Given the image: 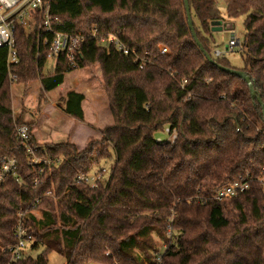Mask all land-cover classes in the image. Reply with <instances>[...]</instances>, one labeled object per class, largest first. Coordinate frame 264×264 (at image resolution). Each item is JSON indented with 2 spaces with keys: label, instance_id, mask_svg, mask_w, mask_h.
<instances>
[{
  "label": "trees",
  "instance_id": "16d2710c",
  "mask_svg": "<svg viewBox=\"0 0 264 264\" xmlns=\"http://www.w3.org/2000/svg\"><path fill=\"white\" fill-rule=\"evenodd\" d=\"M188 4L203 51L184 0H50L53 30L84 41L75 67L61 54L46 73L48 51L38 50L37 27L28 32L15 25L18 63L8 68L0 54V158L17 159L23 183H0V264H47L51 253L66 264H264V190L258 182L264 177V0ZM221 4L228 19L245 18L241 69L212 55L213 33L224 19ZM109 36L130 53L117 51ZM161 48L169 52L161 55ZM220 66L245 72L261 103L243 79ZM84 68L101 73L111 124L82 150L69 142L41 145L31 135V144L45 150L37 157L53 165H30L16 130L31 126L23 121L24 100L14 115L13 87L26 90L38 81L50 93ZM84 101L71 91L57 107L83 121ZM166 128L176 131L174 143L157 141ZM101 162L109 173L94 188L76 181ZM247 174L253 179L248 192L214 200L218 189ZM37 200L43 218L24 219L32 241L44 247L41 261H12L3 249L17 243L18 213Z\"/></svg>",
  "mask_w": 264,
  "mask_h": 264
},
{
  "label": "built area",
  "instance_id": "2783aa9c",
  "mask_svg": "<svg viewBox=\"0 0 264 264\" xmlns=\"http://www.w3.org/2000/svg\"><path fill=\"white\" fill-rule=\"evenodd\" d=\"M50 0H0V54L4 52L6 65L10 68L16 65L19 61L17 50L15 48L14 32L15 25L19 24L23 26L27 31H34L37 27L38 32V50L39 46L45 47L48 51L47 59L54 60L55 64L60 58L61 54H65L72 66L75 67L76 56L81 58L80 47L84 41L82 35L70 36L63 33H57L52 28V23H56L57 19L50 17L49 15ZM40 10V22H36V11ZM52 36L51 39L47 35ZM108 42L113 44L117 51L128 55L129 50L114 36L108 37ZM239 39L235 33L232 32L231 38L228 42V49L233 51L236 46H239ZM167 48H161L160 54H167ZM215 57H222L223 54L219 50L214 53ZM37 59H39L37 57ZM13 79H15L13 77ZM164 133L167 135L166 139L162 137L157 138L158 142L163 140L174 143L177 134L175 130L166 128ZM17 139L23 144L24 150L30 159V165L32 166H50L53 165L49 158H39L37 154L42 150L38 146L31 144V135L27 125H22L16 130ZM42 171V170H41ZM101 174L90 173L88 175L79 176L76 181L87 184L94 188L97 181L100 179ZM12 178L16 183L22 184L23 181L19 175L18 161L15 158L3 157L0 158V183H3L7 179ZM252 177L247 174L245 177H239L236 180L224 185L215 192L214 200L220 203H224L233 198L240 196L248 192L251 188ZM258 182L262 185L264 190V177L258 178ZM37 183V182H36ZM48 192L46 195H49ZM35 204L31 206L29 210L24 213H18V222L14 228V236L17 243L10 247L4 248L3 251H8L11 255L12 261L25 259V250L31 244L32 236L28 233L27 225L24 216H32L34 220L39 221L43 218L42 211Z\"/></svg>",
  "mask_w": 264,
  "mask_h": 264
},
{
  "label": "rangeland",
  "instance_id": "374dc122",
  "mask_svg": "<svg viewBox=\"0 0 264 264\" xmlns=\"http://www.w3.org/2000/svg\"><path fill=\"white\" fill-rule=\"evenodd\" d=\"M220 13L224 19L223 23L217 25L214 30L213 34L216 46L212 55L214 56L215 51L219 50L223 54L222 57L229 60L234 68L241 69L243 67V62L240 55V46H236L233 51H230L228 49V42L233 32L239 39V42L242 43L245 34V18L239 17L234 20L228 19L226 17L224 4L220 5ZM54 66L55 61L48 60L44 68V73L53 69ZM101 81V73L98 69L91 72L90 69L84 68L76 72H71L70 76H67V80L52 94L43 92L38 81L30 83L26 90H24L23 86H14V115H17L21 111L22 101L24 100L26 112L23 116V121L34 122L31 131L35 139L39 140L37 142L43 144L42 141H49L51 142L50 144H56L68 141L69 143L74 144L78 150H82L85 148L89 138L100 137V131L111 123L108 99L101 86ZM70 90L83 93L86 96L83 121L65 116L55 104ZM97 118H99L100 121H97ZM95 121H97V124L99 123L102 125L101 129L98 131L95 129L97 125H95V127L92 125ZM80 126H83L85 130L93 128L92 130L95 131V135L89 137H87V135H82V133L78 132ZM92 130H89V132L91 133ZM159 136L163 139L167 138L165 133L159 134ZM99 165L101 166L94 169L93 173L102 174V176L106 177L109 173V164L101 162ZM99 170L101 172H99ZM156 241L158 242L157 239ZM158 246L160 252H164L165 247H163L160 242H158ZM43 250L44 247L32 242L25 250V256L32 257L37 262H40ZM47 264H66V260L57 253H51L48 255Z\"/></svg>",
  "mask_w": 264,
  "mask_h": 264
},
{
  "label": "water",
  "instance_id": "95a60500",
  "mask_svg": "<svg viewBox=\"0 0 264 264\" xmlns=\"http://www.w3.org/2000/svg\"><path fill=\"white\" fill-rule=\"evenodd\" d=\"M184 1H185V8H186V13H187L189 28H190V30L192 32V35H193V37H194L197 45L203 51V48H202L200 42L198 41L197 36H196V33L194 31V27H193V22H192V19H191V13H190V8H189L188 0H184ZM205 56H206V58H207L208 61L214 63V61H213V59L211 58L210 55H208L207 53H205ZM220 69L222 71L226 72V73H229L231 75H234L236 77H239V78L243 79L249 85V89H250V93H251L252 98H254V99L257 98L258 102L261 103L260 98L257 97V95H256V91L253 88V85L251 83V80H250L249 76L245 72H243L241 70H235V69L225 68V67H221V66H220ZM262 109H263V113H264V106L262 107Z\"/></svg>",
  "mask_w": 264,
  "mask_h": 264
},
{
  "label": "crops",
  "instance_id": "0c3cea01",
  "mask_svg": "<svg viewBox=\"0 0 264 264\" xmlns=\"http://www.w3.org/2000/svg\"><path fill=\"white\" fill-rule=\"evenodd\" d=\"M219 27V26H218ZM52 70V69H51ZM51 70H49V71H51ZM78 70H81V69H78ZM78 70H76V71H78ZM76 71H73V72H76ZM48 72V71H47ZM70 74L71 73H69V74H67L66 75V78H65V81L67 80V76H70ZM40 84V83H39ZM40 88H41V85H40ZM71 91H74V90H70V91H68L67 93H69V92H71ZM54 91H52V92H50V94H52ZM74 92H76V91H74ZM67 93H65L64 94V96L67 94ZM77 93H79V92H77ZM81 94H83V93H81ZM84 95V94H83ZM63 96V97H64ZM85 96V95H84ZM56 105H57V103H55ZM85 104H86V96H85V101H84V104H83V108H84V112H85ZM58 108V107H57ZM59 109V108H58ZM60 110V109H59ZM60 112L62 113V114H64L65 116H67L64 112H62L61 110H60ZM110 116H111V114H109ZM67 117H70V116H67ZM70 118H72V117H70ZM97 121H100V119L99 118H97ZM97 121H95L92 125L95 127V125H97V127H95V129H97V131L98 130H100L101 129V127H102V125H100L99 123L97 124L96 122ZM109 122V121H108ZM110 122H112V118H111V121ZM26 124H28L29 126H31V130H32V128H33V125H34V122L33 121H26ZM111 124V123H110ZM93 129V128H92ZM92 129H87V130H85L84 128H83V126H80V129L78 130V132H80V133H82V135H87V137H89V136H93V135H95V131L94 130H92ZM85 130V131H84ZM89 130H92L91 131V133L89 132ZM85 132V133H84ZM90 134V135H89ZM32 136L34 137V135L32 134ZM34 139H35V137H34ZM35 141H36V143H38V144H41V143H39V142H37V141H39V140H36L35 139ZM43 142V144H41V145H45L46 143L47 144H50L51 142H49V141H42ZM63 142H65V141H63ZM68 142V141H67ZM59 143H62V142H59Z\"/></svg>",
  "mask_w": 264,
  "mask_h": 264
}]
</instances>
